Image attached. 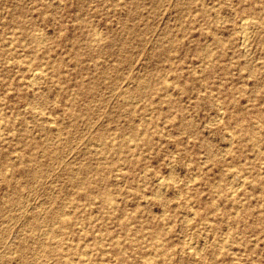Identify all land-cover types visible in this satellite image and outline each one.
<instances>
[{
  "label": "rangeland",
  "instance_id": "1",
  "mask_svg": "<svg viewBox=\"0 0 264 264\" xmlns=\"http://www.w3.org/2000/svg\"><path fill=\"white\" fill-rule=\"evenodd\" d=\"M0 263L264 264V0H0Z\"/></svg>",
  "mask_w": 264,
  "mask_h": 264
},
{
  "label": "bare ground",
  "instance_id": "2",
  "mask_svg": "<svg viewBox=\"0 0 264 264\" xmlns=\"http://www.w3.org/2000/svg\"><path fill=\"white\" fill-rule=\"evenodd\" d=\"M14 15V14H13ZM249 18V17H248ZM248 18L246 19H244V20H248ZM250 19V18H249ZM252 19V18H251ZM253 20V19H252ZM244 22V21H243ZM247 22V21H246ZM16 23V22H15ZM241 23H242V21H241ZM12 24V23H11ZM247 23H244V24H240V26H242V29L244 30L243 32L241 31V33H245L246 34V32L248 31V29H247V25H246ZM240 29V28H239ZM245 29H247L246 31H245ZM245 34H244V36H245ZM243 35V34H242ZM122 36V35H121ZM243 37V36H242ZM250 37V36H249ZM243 39V38H242ZM246 39V38H245ZM244 39V40H245ZM248 39H250V38H248ZM42 40V39H41ZM244 40H242L243 41V43H244ZM12 42V41H11ZM246 42H247V40H246ZM245 42V43H246ZM245 43H244V45H245ZM241 45V44H240ZM243 45V44H242ZM243 45V46H244ZM242 47V46H241ZM246 48V47H245ZM248 48V47H247ZM251 52V51H250ZM104 53V52H103ZM96 54H98V53H96ZM29 67H30V65H29ZM43 72H45V71H43ZM41 75H42V69H40V68H36V67H34V68H32V71H31V76H30V78H32V82H34V83H36L35 81L37 80V79H39L40 77H41ZM23 76V75H22ZM41 81V80H40ZM30 82V81H29ZM32 82H30L31 83V85H32ZM32 88V87H31ZM40 89V88H39ZM33 98V97H32ZM34 99H35V97H34ZM60 104V103H59ZM19 105V104H18ZM29 105V104H28ZM72 107V106H71ZM219 107V106H218ZM28 108V107H27ZM220 110V109H219ZM42 111V110H41ZM44 111V110H43ZM222 114V113H221ZM54 118V117H53ZM221 118V117H220ZM219 118V119H220ZM220 120H222V119H220ZM46 134V133H45ZM232 138H233V136H232ZM231 142V141H230ZM227 146V145H226ZM230 146V145H229ZM99 149V148H98ZM227 150V149H226ZM228 152V151H227ZM17 153V152H16ZM64 165V164H63ZM73 168V167H72ZM79 169V168H78ZM148 169V168H147ZM174 169H175V167H174ZM236 170V169H235ZM78 171V170H77ZM170 173V172H169ZM143 175H144V173H143ZM169 175V174H168ZM170 178V177H169ZM175 179H176V177H175ZM168 180V179H167ZM69 181V180H68ZM172 181V180H171ZM195 181V180H194ZM70 182V181H69ZM168 183L167 181H163V180H161V179H159V181H158V183H157V187H158V189L157 190H163L164 188H165V186H166V183ZM174 182V181H173ZM190 183V182H189ZM72 184V183H71ZM187 186V185H186ZM161 193V192H160ZM163 193H164V191H163ZM235 193H236V190H235ZM180 194V193H179ZM159 196H161V194L159 195ZM233 196V195H232ZM17 203V202H16ZM42 206V205H41ZM46 212V211H45ZM34 213V212H33ZM62 213V212H61ZM35 214V213H34ZM63 214V213H62ZM61 214V215H62ZM39 215V214H38ZM38 215H37V217H38ZM45 215V214H44ZM41 216V215H40ZM65 216V215H64ZM56 219V218H55ZM193 219H194V217H193ZM32 221V220H31ZM46 221V220H45ZM55 223V222H54ZM55 225V224H54ZM57 226V225H56ZM39 227H40V225H39ZM50 227H52V226H50ZM54 228V227H53ZM53 228H50V229H53ZM31 229V228H30ZM40 229V228H39ZM61 230H63V229H61ZM41 231V230H40ZM59 231V230H58ZM52 232V231H51ZM62 232V231H61ZM46 235V234H45ZM58 236V235H57ZM34 237V236H33ZM70 237V236H69ZM32 238V237H31ZM24 239V238H23ZM33 239V238H32ZM35 239V238H34ZM59 240V239H58ZM27 243V242H26ZM40 243V245H41V242H39ZM43 243V242H42ZM190 243H191V241H190ZM189 243V244H190ZM206 243V242H205ZM44 244V243H43ZM193 244V243H192ZM163 245V244H162ZM44 247L46 246V245H43ZM50 246H51V244H50ZM52 246H53V244H52ZM55 246V245H54ZM53 246V247H54ZM58 246V245H57ZM206 246V245H205ZM190 247V246H189ZM200 247V246H199ZM27 248H28V246H27ZM46 248H47V246H46ZM45 248V249H46ZM52 248V247H51ZM76 248V247H75ZM205 248V247H204ZM31 249V248H30ZM54 249V248H53ZM52 249V250H53ZM55 249H57V248H55ZM54 249V250H55ZM147 249V248H146ZM145 249V250H146ZM161 249V248H160ZM191 250V249H190ZM143 251V250H142ZM198 251V250H197ZM50 252V251H49ZM199 253H200V251H199ZM164 254V253H163ZM34 255V254H33ZM153 256V255H152ZM154 257V256H153ZM40 259V258H39ZM145 259V258H144ZM146 260V259H145ZM148 262V261H147ZM168 262V261H167ZM169 263V262H168ZM1 264V263H0Z\"/></svg>",
  "mask_w": 264,
  "mask_h": 264
}]
</instances>
